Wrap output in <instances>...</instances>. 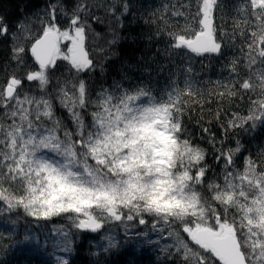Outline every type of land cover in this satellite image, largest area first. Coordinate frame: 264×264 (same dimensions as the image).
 <instances>
[{
  "label": "trees",
  "instance_id": "1",
  "mask_svg": "<svg viewBox=\"0 0 264 264\" xmlns=\"http://www.w3.org/2000/svg\"><path fill=\"white\" fill-rule=\"evenodd\" d=\"M204 3L0 0V264H226L194 241L201 228L232 231L247 263L264 264V5L216 0L218 48L200 54L186 42L204 32ZM75 28L88 66L59 57L41 67L33 44ZM155 117L167 139L161 159L127 172L146 173L157 210L175 216L101 228L89 208H43L53 173L94 185L78 141ZM106 152L123 172L128 148Z\"/></svg>",
  "mask_w": 264,
  "mask_h": 264
},
{
  "label": "rangeland",
  "instance_id": "2",
  "mask_svg": "<svg viewBox=\"0 0 264 264\" xmlns=\"http://www.w3.org/2000/svg\"><path fill=\"white\" fill-rule=\"evenodd\" d=\"M216 0H205L203 6V26L204 33L211 38V51H216L218 46L213 38L212 28V8ZM256 5H264V0H253ZM56 39L58 49L54 54L52 62L56 58L64 57L71 61V63L77 67L85 68L89 64L88 56L84 48V36L83 31L79 28L73 29V32H56ZM61 45H65L66 49L62 51ZM51 62V63H52ZM158 117L151 118L150 120H136L137 122L125 121L122 128H116L113 134L107 135L105 141H107L101 147L105 150L109 149V146L117 147L118 150H124L128 148L129 154H122L121 167L131 171L140 164H147L149 161L156 158L161 159L159 155H163L164 146L167 145V139H165L158 130L155 129L156 121ZM54 177L50 184L49 197L44 199L42 204L44 209L54 210L60 208H76L80 210H87L94 200L99 201L101 199H108L106 196H102L97 193L96 196H86L80 189L88 186L93 190L98 188V185H78L75 181L71 180L67 174L59 172L53 173ZM87 201V202H85ZM91 227L90 221L85 222ZM192 232V234H194ZM226 234V233H224ZM223 235V234H222Z\"/></svg>",
  "mask_w": 264,
  "mask_h": 264
},
{
  "label": "clouds",
  "instance_id": "3",
  "mask_svg": "<svg viewBox=\"0 0 264 264\" xmlns=\"http://www.w3.org/2000/svg\"><path fill=\"white\" fill-rule=\"evenodd\" d=\"M83 84V82H82ZM71 112V110H69ZM123 111V109H121ZM51 115V112L48 113ZM98 115L94 113L93 117ZM180 129L177 127L176 131ZM108 129H106L107 133ZM107 138L106 135H102L92 141V143L85 145L82 141L77 143L87 149V157L92 167L86 169L93 175L95 183L98 188L93 190L91 187L85 186L80 191L86 196H96L100 193L102 196H106L108 199H101L99 201L94 200L89 207V213L96 219V222L101 225V228L106 223H119L124 219H135L137 216L141 218V223H146L144 216L154 215L162 216L167 211L168 216H175L177 210H165L156 208V199L151 192V178L147 177V174H128L127 169L123 172L114 171L108 164V155L104 147H101L102 142ZM206 157V152L201 156L200 161H193V163H200ZM47 166L54 167L51 162H45ZM98 168V170H97ZM195 170V169H194ZM107 175V178L106 177ZM145 189H148L146 192ZM163 194H161L162 196ZM87 202V201H85ZM93 209L95 211H93ZM123 209L124 211H121ZM71 206L67 211H71ZM135 212V215L129 214L125 217L124 212ZM99 213V215H97ZM47 219L48 217H43ZM261 251H264V242L258 246ZM264 259V257H261Z\"/></svg>",
  "mask_w": 264,
  "mask_h": 264
},
{
  "label": "water",
  "instance_id": "4",
  "mask_svg": "<svg viewBox=\"0 0 264 264\" xmlns=\"http://www.w3.org/2000/svg\"><path fill=\"white\" fill-rule=\"evenodd\" d=\"M189 49L196 53H206L211 47V38L206 33H200L193 39L186 42ZM58 49L56 34L54 31H47L32 46V53L41 67H47L51 64L54 54ZM15 93V87L9 86L6 89V98L9 99ZM90 232H98L100 226L91 227L84 225ZM193 239L203 246H208L216 255L226 264H248L241 245L232 231L226 234L218 235L207 228H201L195 231Z\"/></svg>",
  "mask_w": 264,
  "mask_h": 264
},
{
  "label": "snow or ice",
  "instance_id": "5",
  "mask_svg": "<svg viewBox=\"0 0 264 264\" xmlns=\"http://www.w3.org/2000/svg\"><path fill=\"white\" fill-rule=\"evenodd\" d=\"M133 264H134V262H133Z\"/></svg>",
  "mask_w": 264,
  "mask_h": 264
}]
</instances>
